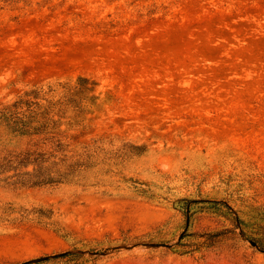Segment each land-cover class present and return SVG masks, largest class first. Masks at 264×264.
<instances>
[{
  "label": "rangeland",
  "instance_id": "obj_1",
  "mask_svg": "<svg viewBox=\"0 0 264 264\" xmlns=\"http://www.w3.org/2000/svg\"><path fill=\"white\" fill-rule=\"evenodd\" d=\"M80 77L82 139L142 153L52 187L0 174V264H264V0H0V106ZM25 148L0 137V161ZM129 178L153 198L90 186Z\"/></svg>",
  "mask_w": 264,
  "mask_h": 264
},
{
  "label": "trees",
  "instance_id": "obj_2",
  "mask_svg": "<svg viewBox=\"0 0 264 264\" xmlns=\"http://www.w3.org/2000/svg\"><path fill=\"white\" fill-rule=\"evenodd\" d=\"M92 90L93 82L86 77L76 81L60 80L36 86L0 106V128L3 130L0 137L5 135L26 145L25 149L13 155L10 153L0 161V174L14 170L13 176H17L23 187H52L71 182L75 173L83 168L99 165L104 169L103 166L109 162L117 164L132 158L128 155L141 154L138 146L128 142L116 146L114 140L107 136L82 139L95 130L94 118L88 114L99 107L95 103L98 97L85 94ZM72 147L78 148L76 160H71L68 155L73 151ZM129 179L132 183L125 187L103 184L101 179L90 186H99V193L103 196L153 198L155 194L143 188L142 182ZM186 209L189 220L190 209ZM185 237L183 235L181 241ZM200 243L185 244L188 247L185 251L198 249L202 246Z\"/></svg>",
  "mask_w": 264,
  "mask_h": 264
},
{
  "label": "water",
  "instance_id": "obj_3",
  "mask_svg": "<svg viewBox=\"0 0 264 264\" xmlns=\"http://www.w3.org/2000/svg\"><path fill=\"white\" fill-rule=\"evenodd\" d=\"M252 244H253V245H256V243H255V242H252ZM47 258H48V257L38 258V259H36V261L45 260V259H47ZM28 263H31V261L24 262V263H21V264H28Z\"/></svg>",
  "mask_w": 264,
  "mask_h": 264
}]
</instances>
